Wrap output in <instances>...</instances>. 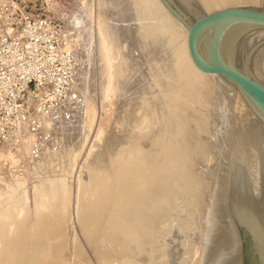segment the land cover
I'll return each mask as SVG.
<instances>
[{"label": "bare ground", "instance_id": "6f19581e", "mask_svg": "<svg viewBox=\"0 0 264 264\" xmlns=\"http://www.w3.org/2000/svg\"><path fill=\"white\" fill-rule=\"evenodd\" d=\"M221 1L222 0H213V1L212 0H200V2L202 3L201 5L203 6V9H205L207 14L227 9V8H224L227 4H231V2H236V0H231V1L223 0L222 2ZM79 2L80 1H78V3ZM96 2H97L95 3L96 5H93L92 4L93 2L91 3V0H81L83 8L79 10L82 12L78 11V6H77V11L80 12L79 14L83 12L84 13L81 16L79 15L78 16L76 15V16L82 19L81 17H84L85 15L83 20H86L84 23L87 24V27L84 28L85 30L83 29L82 31H78L82 29V28L79 29V27H81L80 25L82 24L83 21L81 20L82 21L81 22L79 18L77 21L75 17V20L78 22L79 27L76 26L74 27V29L75 30L78 29L77 30L78 32L75 31L77 32V33L74 32L75 34L72 32L71 33L72 35L70 37L76 40V42H78L80 41L82 34L84 33L83 37L88 38L87 33L89 30H91L90 25L93 24L94 27L92 26V29L94 28L93 30H94L96 39L98 40L97 41L98 43H96L95 41V44L98 45L97 46L98 49L96 45H95L96 47L95 49L98 50L97 52H99L97 53L99 54L98 59L100 58L98 60L99 61L98 64L101 63V66L98 65L100 67L98 68V70L102 68V70H99L101 71L100 72V76H101L100 101L102 102L101 104H104L103 106H105V103L106 105L107 103L111 105L115 104V107L117 105V109L114 112L116 113L118 112L117 113L118 116L115 117L116 116L115 115L114 117L116 120L113 117L112 119L114 120L112 122L109 121V116H108V119L107 117L106 118L104 117V119H107V120L100 121L99 125L97 126V131L93 139L94 141L91 142L93 143V145L90 146L91 148L90 150L88 149L89 152H87V157L85 160L87 162H85L86 164L84 163L85 166H83L84 164L82 165L83 169L82 168L80 169L79 167L80 172L83 173L84 171L86 176L83 173L84 175L82 177H84L83 179L84 181L82 180V178H81V181L83 182L78 181L79 191L77 192V197H76L78 201L77 202L78 203L77 204L78 205V210H77L78 217L77 218L79 220L78 222L80 223L79 225L81 226L80 228L83 232L81 234L84 235L85 240H87L88 242L87 245L93 246L92 248H94L95 251L97 249H100L101 245H105V243L108 240L107 238L109 236H112L111 242H110L111 246H113V244L117 242H123L121 244H124V246H125L126 241L127 243H134V245L136 246L135 248H137L138 253H139L137 255L141 259V262L140 261L136 262L135 256L137 255L135 254V252L137 251L135 249H132V250L130 249V253L129 251H127L128 249L127 250L126 249H119V250L104 249L102 251L103 255L101 256V258L99 257L101 261L105 260V257L108 254L110 255L112 253H118V254H115V256L119 255L117 257H121V259H119L120 264H135V263L137 264L145 263L146 264V262H148L147 257L149 256L145 255L147 260L146 258L141 257V255H144L142 251H145L144 246L147 245L146 242H148L149 244L150 242L151 244H153L154 242L156 245H158L156 241L158 239H161V240L165 239L166 235H163V234L172 233L171 231L173 230V228H175L173 227L175 226L174 220H172L174 225L173 226L170 225L173 227L172 229L168 228L170 226H167L169 224H172L171 222H169V224L168 222L164 223L160 227L161 222L164 221V219H166L168 214L170 213V212L166 213L164 211L172 207V205H173L172 208H174L172 210L178 211V208L180 206L175 209V207L179 205V203L177 204V202L182 201V198L187 192L184 191L180 195L179 193H172L171 189H175L179 187L178 189L181 190L185 188V185L188 182L186 179L187 177H185V174H184L185 164L188 161V157H187L188 152H190L191 150L192 151L194 150L195 152L196 148L199 147L197 144H201V142L205 140L202 138L203 140H201V142L197 141V143L194 140L193 141L194 144L198 146V147H194V144L192 145V142H189L190 140L193 139V137L192 138L189 137L190 140L188 142L191 143L192 147H189L190 149L187 147L189 150L186 148L187 145L185 144L187 142L185 143V140L187 139H185L186 132H184V130L186 128V124L190 122L189 120L188 122H186V120L190 116L189 117L187 116L189 113L187 115H185L184 113L187 111V105L185 101L189 104L194 102L195 99H190V96H194L195 94H197L196 91L200 92L201 89L198 88L197 86L199 87L205 86L207 85V83L209 82L211 83V81H213L216 86V82L223 81V80L219 78L218 76L207 75L197 69V67L195 66V64L193 63L191 59L190 51L188 48V36H189L188 27L181 24V22H179L166 9V7L162 4L160 0H96ZM110 5H111V8L114 9L113 12L116 11L117 13H119L117 15L114 12L118 18L121 17L120 15L124 14L126 18L129 19L126 13L127 14L129 13L130 15H132V17H130L132 18V22L129 21L131 23H129L128 27L126 28L127 22L126 23L123 22L125 25L123 24V26L120 27L121 29L120 28L119 29L120 31L125 29L126 31L125 30L122 31L125 33L128 31L127 33L129 35L127 36L129 37L130 36L132 37L133 35L137 36V37L134 36L135 39H133V42L135 43V45H136V42H139V44L134 46V48L136 47L135 51L138 52L139 50H141L140 49L141 46H143L142 47L143 52L145 50V53H143L144 54L143 60L147 59L148 61L149 57H151L152 59L153 56L157 57L160 54L162 56V58H160V56L157 57V60L162 59L161 64L160 62L157 63V61H154L156 60L155 59L156 57H155L154 60L152 61L156 62L155 64H159V65H154L152 68L149 69V67L147 68L144 66L145 63L143 61L144 65L142 64L143 65L142 66L140 64L139 65L140 67L137 70V72L141 70L139 71V74H138L140 75V77H141L140 72H142V69L143 70L147 69V72H149V74L147 75V72H146V75L150 77L149 79H151L154 75H157V77L159 76L157 80L155 79L157 77H153V79L150 80L152 82V83L150 82L151 85L148 84L149 85L148 92H150V88H153L151 89L153 90L151 91L153 93L155 92L154 90H156L155 92L156 94L152 93L153 96L154 95L156 96V97H153L154 100L153 98H151L152 95L150 96V98L147 97V95H145L146 98L144 97L141 99V97H143L142 96L143 94H141L143 93L141 92L142 91L141 89L139 90V93H140L139 96L136 93L137 91L136 88L138 89L142 88V86L144 87L146 86L145 84H147L145 83L144 85H142L143 84L142 82L145 81V79L141 81L142 79H140L139 76L138 78L140 80L136 79L137 78L136 73H135L136 76L134 75L136 78H133L134 76H132L135 69H137L136 65L139 64L137 63L138 60L141 59L140 57L143 56V54H141L142 50L140 51V53L138 52L139 54H137L139 59L137 60L135 59L136 64L132 62H128L130 60H128L129 57L127 56L131 54V53H128L130 52V50L129 48H128V52H125L123 50L126 48V41L128 45V42H131L132 40L130 39L131 37L129 39L128 37L125 38L124 36L126 35L124 33V35L121 34V40H123L122 36L123 38H125L124 40L126 39L127 40L125 42L119 41L120 34L117 35L118 32H116L117 30H119L117 28L119 26H116V25L117 24L119 25L118 21L121 22L120 20L116 21V25H114V28L116 26L117 30H115L114 28L113 30H111V28L106 24V22L108 21L106 20L105 14H107L106 11H109L108 7ZM95 6L97 7L96 8L97 12L96 10L94 11ZM115 6L118 7V9L114 8ZM235 6L237 5L233 4V6L231 7H235ZM108 14H107V17L110 15ZM124 15L122 17H124ZM73 16L75 15H72V17ZM72 17H71V21H72ZM110 17L112 16L110 15ZM113 17H116V16H113ZM110 19H109V22H110ZM72 23L74 22L72 21ZM84 23L82 24V27L85 26ZM112 23L115 24V22H112ZM74 24H76V22ZM124 26L125 28L122 29ZM85 31H87V33H85ZM234 31L237 34H240V32L242 31V27L235 26ZM122 32H119V33H122ZM92 38H95V37H92ZM117 38H119L118 41L120 42V44L119 42H117ZM136 38L138 41L136 40ZM87 40L88 39H86V42H88ZM83 41L85 42V39L82 40L80 43L78 42L77 45L78 46L79 44L81 45ZM122 42L125 43L124 49H123L124 44L121 45ZM250 42L251 40L249 41V39H247L245 44H243L246 50L249 48L247 44L250 45ZM173 44H175V47L179 51V57L175 60L172 67H170L168 64V57L173 52V49H174ZM139 45H140V48H138L139 49L138 50L137 46ZM132 46H133V43H132ZM149 48H154L153 50L155 51V53L158 52L159 54L156 53V55H154L155 53L150 49V51L153 52L154 54L152 56H149L150 55V51L148 50ZM147 50L149 51L148 58L146 54ZM132 51L133 50H131V52ZM123 52L125 54L127 53L128 55L123 56L124 54ZM202 53L206 61L211 62L213 60V54H212V51L210 50V44L208 42L203 44ZM133 54H134V51H133ZM230 54L232 56L234 55L233 53H230ZM235 55L237 54L235 53ZM125 56L127 60L125 59ZM130 56L134 60V56L132 54ZM152 61L150 60L149 62H147L149 66L151 65ZM241 61H242V66L240 68H242L243 71L249 73L251 69L254 68V65L252 66V63L250 65L248 59L241 60ZM140 63H142V61H140ZM134 64L136 68L132 67V65ZM148 64H146V66H148ZM165 64H167V66L171 68L169 71L166 70L168 73L166 71H163L165 70L164 69ZM141 66L143 68H141ZM132 68H134V71H132ZM263 68H264V64H263ZM166 73L169 74V76L165 75ZM144 75H145V72H144ZM145 76H142V78L143 77L145 78ZM147 76L146 78L148 79ZM130 77L133 79L131 80L132 83L138 82L137 80L141 81L139 83L140 87L136 83H134L135 86L133 87L135 89V94H133L132 92L133 87L132 85H130L131 84ZM164 77L165 78L167 77L166 80H164ZM128 82L129 84H127ZM146 82L149 83V80L148 81L146 80ZM153 82L156 84L154 85ZM223 82L229 85L228 86L226 84L227 90L226 89L224 90L230 93L231 90H229L228 88H233V85L229 84L225 80ZM126 86L132 87L130 88L131 89L130 92L132 95L129 94L128 95L129 97L126 95L128 100L126 99V97H124L125 92L128 91L129 89V87H127L128 89L125 91ZM156 86L158 88V91H157ZM213 87H212V90H213ZM144 88L147 91L148 86ZM214 91H218V90H214ZM213 93L217 95V92H213ZM126 94L128 93L126 92ZM122 96L125 99L121 98ZM130 96L136 97L137 100H138V97H140V101L137 102L135 98L133 100H136V103L131 104L132 102L129 101V98L131 99L132 97ZM218 96H217V99H218ZM214 97L215 96L213 95V98ZM231 98L233 97L231 96ZM200 99L202 100L203 98H200ZM223 100H226V98ZM230 100L231 99L229 98V101ZM238 100L240 103V99ZM214 101L215 100H213V102ZM233 102L234 104L236 102L238 104V101H233ZM248 102L250 103L251 109L254 111V114L264 119V112L257 105H255L254 102H252L251 100H248ZM151 103H153V105H151ZM199 103L200 102H198V104ZM203 103H202V106H204ZM214 103H216V101ZM231 103H230V106L233 105V103L232 104ZM194 104L197 105V103H194ZM191 105L193 106V104ZM219 106H222V103L219 104ZM230 106L229 108L231 109L232 106L231 107ZM199 107L200 105L197 106V109ZM206 107L204 106L205 109ZM227 107H225V109H227ZM85 108H86L85 109L86 118H84V120L86 119L85 121L86 124H85V130H84L85 132L83 133L84 134L83 139L81 140L80 139L81 137L80 138L78 137V136H81L80 134L78 135V133L80 132L76 133L79 127L77 129L75 125L74 127L76 130L74 128H72L73 130L69 128L71 132L75 130V133H74L76 134L75 136H77L80 139V141H82V144H81V142L77 139L80 142L79 144H81L80 146L77 145L78 143L74 145L75 141L72 142L70 140L72 144L70 143L68 147L67 145L63 144L62 141L59 142V140L57 139L58 144L56 145L57 147L55 146L57 149L60 148V146L58 147V145H60L59 143L61 142L65 146L61 145V149L56 150V152L51 151V150H55L56 148L49 149V152H48V149L46 150V148L49 146V144L51 146V144L54 145L57 142L54 139H51L55 141L54 144L52 141H51L52 143L49 142L50 141L49 139H48L49 144L43 142L42 139H41L42 142L41 141H39L40 143L38 142L40 144L39 147H41V151H42V153L38 155L40 157V155L43 154L44 158L42 155V157L40 158L43 160H39L40 159L39 158V159H35L38 161H34V162L36 163V162L42 161V163L46 164L45 168L48 165V169L51 172H53V170H55L56 172L59 171L60 173L59 172L58 173L60 175L59 174L57 175L56 172L54 171L55 174H50V173L46 174L49 179L48 178L44 179L42 177L45 175V173H47V171H45L43 175V171L45 169L44 170L42 169L41 178L43 180L35 178L37 181L32 182V185L27 186L28 184L26 182L27 178L24 179V178L12 176L13 173H11V176H10L9 173H7V171L9 172L8 170L9 167H12L13 165L16 167L17 163L21 164L19 161L21 160L19 159L20 155H22L23 153H25L26 156H27V153L30 154L31 143H33L32 141H34L35 139L34 134L33 135L31 134L28 137L22 138L15 145L14 144L5 145L6 148L8 149L7 151H3V149L0 150V264H70V262L68 263L67 261L64 262L62 260V258L64 259V256L66 255H64L63 257H61L62 255L61 256L58 255V252L60 253L61 252L60 249H62L61 244L58 241L60 240L59 238L61 237L63 233V229L68 223L67 220L69 218L67 211L69 209L70 202H71L70 192L72 188L69 182H70L72 173L74 169L76 168L79 158L82 154L83 146L85 143H88L87 140H89L88 138H90L89 133L93 130V128H95L94 125L95 123L97 125L96 121H98L96 112L93 110L91 111L88 110V107H85ZM111 108L113 107L111 106ZM201 108L198 109L200 110L199 112L200 114H198V116L203 115L201 114L203 113L201 112ZM236 108L237 107H235L234 109ZM208 110L210 111V109ZM218 112H221V109ZM230 112H231L230 114L232 115V111ZM207 113H211V112L207 111ZM182 114L185 116H181ZM195 114L196 113H194V115L192 116H197V114L196 115ZM212 114L214 115V113ZM60 115L62 114L60 113ZM71 115H74V114H71ZM231 115L230 116L228 115L230 119L232 117ZM57 116L55 118H57ZM63 116L64 114L61 117ZM183 117H185L184 118L185 124L181 123L183 121L180 120V118L182 119ZM200 117L201 116H199L198 118ZM51 118L52 119L45 120L46 124L44 128H45V131L48 133H51L50 135L52 136V132H54V129L52 132L50 131L53 128L52 125H55L53 124V119L55 120V118L54 117H51ZM195 118L192 117L191 121L192 119H195ZM57 119H59V117ZM228 119L227 121H229ZM179 120L181 122H179ZM62 121L63 122L65 121L64 117ZM62 121L60 120V123ZM79 121L81 124L85 123L84 121L83 122H81V120ZM194 122L196 121L194 120ZM198 122L201 123L200 120L197 121L196 123ZM110 123L111 125L112 124L115 125V128L113 125H112L113 127L109 125ZM175 123H178L179 125L182 124L183 126L185 125V128L181 126L179 128L178 127L175 128V126L172 125ZM190 123L188 124L190 125ZM227 123L229 122H225V125H223V128H221V134L224 135L222 138L223 141L219 139V142H218L216 138H215L216 140L214 141H216L217 143L212 141V143L215 144L216 153L221 155L222 159L224 158V160H226L227 163L225 166H223V164L221 166H218L216 170L209 167V171L213 169L212 178L214 181L213 180L211 181L214 182V185L212 182L208 183L210 179L209 177L207 178V176L205 175V171L203 175L205 176L204 178L208 179V180L204 179L205 180L204 184L208 185V187L210 186L212 187V185L214 187H213V192H210V193H213L209 199L210 201L206 203L205 201H203L205 205L204 207L206 208V205L208 206L206 208V213L204 212L205 215H203V211L202 213H200L202 217L205 216V220H204L205 222H203L204 223L203 224L200 221V217H199V221L202 224L199 225L198 224L199 221L196 223L198 224V227L203 225L198 229L199 231L202 228L201 235H199L200 232L197 231L198 236L200 237L198 238V236L195 235L196 233L193 232L194 229L195 231L197 230L198 228L197 226H194L195 228L192 227L193 230L188 229L189 232L192 230L191 231L192 234L190 233L192 237L196 236L198 238L197 240L194 238V240L196 241L189 238L190 234L185 233L187 231L184 230L185 231L184 235H186V237L187 235H189L188 240L189 239L190 241L193 240L196 244L192 242L194 243V245L192 246L191 245L192 243H190V241H187V239L186 241L188 242V246L191 245V247L185 246L186 243L185 245L183 244L185 239L182 240V243H180L181 246L174 247L175 245L173 246V244L172 245L170 244L171 245L170 246L168 244L171 247V249H164L166 247H164L163 245H167V244H162L163 246L162 250L164 251L166 250L165 253L167 254L166 256L168 257H166L163 251L161 250L160 251L157 250L160 253L158 255V252H157L156 254L158 256L154 257L155 255H153V253L155 254L156 247L158 246L153 244V247H149V244H148V247L146 246L145 247L148 249L149 248L153 249L152 251L150 250L148 251L149 252L154 251L152 253V256L154 258H152L151 256L152 260L149 262L150 264H154V262L157 261L155 258L164 259V257H166L167 260L168 258H170V260L166 262L168 263L170 261L169 264H243L242 263V250L240 246V240L237 234L236 224H241L242 226H245L249 230V232L252 234L254 242H255V246H256V251L260 258L259 264H264V139H262V137L260 136L258 140L255 139V142L250 143L251 145L249 144L248 146H246L245 143H242L241 140L237 139L235 136L232 135L233 130L230 129L231 124H227ZM81 124H78V126ZM189 125H187V130H188ZM195 125H199V124H195ZM195 125L193 124L194 127ZM207 125L209 126V124ZM207 125L206 126L204 125V126L207 127ZM171 126H174V128ZM54 127L56 128L57 126H54ZM111 127L112 129L114 128L116 130L114 129L112 130ZM216 129H217V126H216ZM61 130L59 131L61 132ZM69 131L67 130L65 132H69ZM114 131L117 134H115ZM56 132L58 131L55 130V133ZM60 132L56 134L54 133V135H57L60 138L59 134H62ZM62 132L63 134L61 137L65 140L66 138L68 140L69 138H71V136L74 135L73 133H72L73 135H71L70 134L71 132L69 133V135L68 133L66 135L64 130ZM64 135H66V138L63 137ZM73 137L71 139L75 140L76 137L74 138ZM37 138H38V135L35 139L36 141H38ZM197 139H200V138L197 137ZM67 140L64 141V143H66ZM145 142L150 143V146L149 144L146 145V147L147 146L149 147V151L148 149L147 150L145 149L146 148L144 146ZM189 143L187 144L189 145ZM249 146L250 148L247 149L246 147H249ZM12 147H14L13 149L15 150V153H12V150H11ZM183 147H185L187 151L186 150L182 151L181 149H183ZM161 148H162L163 154H161L160 152ZM45 150L47 152H45ZM215 150H213L212 152L214 153ZM34 153L31 154L32 157ZM35 158H38V157L36 156ZM27 159H29V156ZM29 162H23V163H29ZM35 163H31L32 165H28V164L27 165L29 167V166H33V164ZM42 163H40L42 165L41 167H43ZM96 163H98V165H100L101 163L102 166H100V169H97V170L94 169L95 168L94 165H96V168L98 166ZM34 166H37V168L35 167H34L35 169L32 168L31 172L33 171V169H34L33 172H35V174L37 172L35 171L36 169L37 170L40 169L39 172L41 171V167H39L40 166L39 163H36ZM215 166L213 165L214 168ZM204 167H207V166L205 165ZM207 170H208V167H207ZM82 173H80V175ZM201 173L203 174V172ZM32 174H29V175H32ZM40 175H41V172H40ZM52 175H53V178L50 179ZM54 175H57V177ZM32 177H37V176H32ZM38 178H39V175H38ZM200 178L201 179L203 178L201 174H200ZM202 181L200 179L198 180L197 188L195 187L196 189H200L201 187L200 184H203L201 183ZM30 184H31V179H30ZM201 188L204 189V187H201ZM200 190L202 191V189ZM208 191L210 190H207V192ZM155 194L156 195L158 194V197ZM193 194L196 195L194 192ZM198 194L196 196L193 195V197H195L196 199V197L198 198L199 196L200 198L201 197L200 195L202 194L201 193L200 195ZM153 195L156 198H152ZM182 195L183 197L178 199V197L179 196L181 197ZM187 198L189 200L190 198L189 194H188V197L186 196V199ZM152 199H154V201ZM203 199L206 200L207 198H205L204 196V198L202 197V200ZM202 200L200 202H202ZM174 202L176 203V206L175 204H173ZM182 202H180V204H182ZM204 207L203 209L205 210ZM169 210L171 211V208ZM161 211H163L162 212L163 215L164 213H166L165 214L166 216H162V215H161L162 217L156 216ZM171 212L173 213V211ZM172 213L171 215H173L175 219L176 217L178 218V212H175L177 213L176 214L177 216L176 215L174 216L175 213L174 214ZM182 215H183V212H182ZM156 217H160V218H157V219H160L158 227L160 228L159 232L162 233V236H165L164 238L161 236L158 237V239H155V237L153 238V236H155V233H157L158 231V229L157 230L155 229L156 232L153 233L154 228H157L155 226L158 225V220L155 219ZM163 217H166V218L163 219ZM168 219H171V218H168ZM154 220L157 221L155 226L153 225L155 224ZM185 221H188V220H185ZM178 223H176L177 224L176 226H180L182 229L184 228V226L185 227L187 226V225L183 226L184 223L183 224L179 223L181 225H178ZM152 225L154 226L153 229H152L153 227ZM166 228H168V230L170 229L171 231L169 230V232L166 231V233H164L165 232L164 229ZM181 231L183 232V230ZM149 234L151 236H148V238L149 239L153 238L156 241L155 240L153 241V239L148 240L146 237ZM176 235L178 234H175V236ZM184 235L182 237H184ZM32 236H34L35 238H33V240L31 241L29 238H31ZM123 237L125 239H123ZM170 240H172V238H170ZM174 241H175L174 243H176L177 240L175 239ZM160 246L161 245L159 244V247ZM121 247H123V245ZM77 249H79V247ZM77 249L75 252H77ZM79 250L78 252H80ZM133 250L135 252L131 254ZM146 251L144 252L145 254H146ZM78 252L76 255L80 254ZM161 253H163L164 255L163 257L162 255L160 256ZM111 256H114V255H111ZM142 258L145 259L146 262L143 263ZM133 259H135L134 260L135 263ZM64 260H67V259L65 258ZM103 262L104 261L100 263H103ZM159 263L165 264V262H162L161 260L159 261Z\"/></svg>", "mask_w": 264, "mask_h": 264}, {"label": "rangeland", "instance_id": "374dc122", "mask_svg": "<svg viewBox=\"0 0 264 264\" xmlns=\"http://www.w3.org/2000/svg\"><path fill=\"white\" fill-rule=\"evenodd\" d=\"M78 1H80V2L78 3ZM178 1L181 2V4H183L186 8H188V10L191 11L192 14L195 13L194 8L191 7V5H190V4H192V2H190V0H178ZM195 1L199 4L200 8L204 12L205 9H203V6L201 5L202 3L200 2V0H195ZM224 1H228V0H224ZM255 1L256 0H236V2H231V4H227L224 8H231V6H233V4H235V5H237L235 7H245V8L247 7V8H255V9H259V10H264V0H257L256 2ZM97 2H96V0H94V1L91 0V3L93 5H96L95 3H97ZM77 6H78V11H80L79 9L83 8L81 0H58V2H57V0H0V20L3 21V23H0V37L3 36L2 32L4 31V28L6 27V25H4V23L5 24L8 23L9 25L12 26V29L10 31H8L9 34L5 35V37L3 39L0 38V150L3 149V151H7L8 149L6 148L5 145H10V144L11 145H13V144L15 145L22 138L28 137L31 134L32 135L34 134L35 139H36V137L38 135V138H37L38 141H36L34 139V141H32L33 143H31L30 154L27 153V156H26L25 153H23L22 155L19 154L20 155L19 159H21L19 161H20L21 164L17 163L18 165L16 164V167L14 165H13L14 167L13 166L9 167L8 168L9 172L6 170L7 173H9L10 176H11V173H13L12 176H16V177L24 178V179L27 178V181H26L28 183L27 186L28 185L30 186V185H32V182L37 181L35 178H37V179H42V178L47 179L48 177H47L46 174H48V173L55 174V172H56L55 170H53V172L55 171L54 173L51 172L48 169V165L45 168L46 164L42 163V161L41 162H36V163H39V165H40L39 167L42 166L40 163L43 164V167H41V171H40L41 175H40V172H39V170H40L39 168H38L39 170H37V169L35 170V171H37L36 174H35V172H33L34 169L37 168V166H38V165L34 166L36 164L34 161H38V160H35V159H39L43 155V154L40 155V157L38 155V154L42 153L41 147H39L40 146V144H39L40 142L39 141L42 142V140H43V142L48 143V141L50 140L49 142L52 141L53 144H54L55 141L57 142L54 145L51 144V146L48 143L49 146H50L49 147L47 145L49 147V148L48 147L46 148V150L48 149V152H49V149H55L57 147L56 146L58 144L57 139L59 140V142L62 141L63 144H65L67 146L70 143L72 144L73 141H75L74 145H76L78 143L77 145L80 146L82 144V141H80V139L81 140L83 139V137H84L83 133L85 132L84 131L85 130V124H86V122H85L86 119L84 120V118H86V116H85L86 115L85 114V109L86 108L85 107H88V110H90V111L91 110L95 111L96 114H97V118H98L97 119L98 121H96L97 125L95 123V125H94L95 128H93V130L91 131L92 133L91 132L89 133V137L90 138H88L89 140H87L88 143H85L84 146H83L82 154H81V156L79 158V161L77 163L76 168L74 169V171L72 173V176H71V179H70V182H69L70 186L72 188H71V192H70L71 202H70V206H69V209L67 211L68 212L67 214H68V217L71 218V219L68 218V220H67L68 223L66 224L65 228L63 229V233H62L61 237L59 238L60 240L58 242H60L62 249H60V251H61L60 253L61 254L58 252V255H60V256L62 255L61 257L66 255V256H64V259L66 258L67 260H64L63 258H62V260L64 262L65 261H67L68 263L70 262V264H84V263L85 264H108L109 262H110L109 264H120L119 263V259H121V257H117L119 255L115 256V254H118V253H112L110 255L109 254L106 255L105 260H102L104 262L100 263V262H102L100 260L101 256L103 255L102 251L104 249H117V250H119V249H126L127 250L128 249L127 251H129V253H130V249L131 250L135 249L137 252H135L133 250L131 252V254H133L135 252V254L137 255L139 253H138L137 248H135L136 246L134 245V243H127V241H126L125 242V246H124V244H121L123 242H117V243L113 244V246H111L110 242H111V237L112 236H109L107 238L108 240L105 243V245H101V248L97 249L95 251V249L92 248L93 246L87 245L88 242H87V240H85L84 235L81 234L83 232H82V230L80 228L81 226L79 225L80 223L78 222L79 220L77 218L78 217L77 216L78 215L77 214V210H78V205H77L78 203L77 202L78 201H77L76 197H77V192L79 191L78 190L79 189V182L78 181H81V178L83 180L84 177H82V176L85 174L84 171H83L84 174L82 172H80V169L81 168L83 169V166H85V164H86L85 162H87V161H85L86 157H87V152H89V150L91 148L90 146L93 145V143H91V142L94 141L93 139H94V136H95L96 131H97V126L99 125L100 121L107 120L108 116H109V121H111V122L115 119V117L118 116V114H117L118 112L117 113L114 112L117 109V105L115 107V104L111 105V104L107 103V105H106V103H105V106H103L104 104H101L102 102L100 101V83H101L100 72L101 71H99V70H102V68L98 70V68H100L99 66H101V63L98 64L99 63L98 60L100 58L98 59L99 54H97V53H99V52H97L98 50L95 49L98 46L97 44H95V41H96V43H98L97 42L98 40L96 39L94 30H93L94 28L92 29L93 24L90 25V27H91L90 29L92 30L93 33L91 32V30H89L88 33H87V31H85V33H87L88 38L83 37V35H84V33H83L80 41H78L80 43L82 40L85 39V42L83 41L81 45L79 44V46H81V47H79L77 45L78 42H76V40H74L73 38L70 37L72 35L71 34L72 32L74 33L75 31L78 30V29H76V30L74 29V27L78 26V22H77L78 18H79L80 21L81 20L83 21V22L81 21L82 24L86 21V20H83L85 15H84V17H81L82 19H80V17H77L78 15L81 16L84 13L83 12V13L79 14L82 11L78 12L77 11ZM96 8L97 7L95 6L94 7V11L96 10V12H97ZM114 8L118 9V7H116V6ZM108 10L110 11V13H109V11H106L107 14L109 13L112 17H110L109 14H108L109 16L107 17V14H105L106 20L108 21V22H106V24L111 28V30H113L114 25H116V21H118V20L121 21V22L118 21L119 25L118 24L116 25V26H119V27H117L118 29L123 26V24H124L123 22H125V23L127 22L128 23V24L126 23V28L128 27L129 23L132 22V18H130V17H132V15H130L129 13L128 14L126 13V15H128V17H129V19L126 18V16L124 14L120 15L121 17H119L120 18L119 19L117 17V15L119 13L114 11L117 14L116 15L113 12L114 9L111 8V5L108 7ZM117 11H119V10H117ZM75 13H77V14H75ZM204 13H206V11ZM72 15H75V16H73L74 18L72 17ZM123 15H124V17H122ZM195 15H197V13H195ZM113 16H116V17H113ZM197 16H199V15H197ZM71 17H72V21L74 23L76 22L77 25L72 23ZM75 17H76L77 21L75 20ZM108 18L109 19L111 18L110 22H109ZM115 18L116 19L118 18V19L116 20ZM111 21L115 22V24H113ZM129 21H131V22H129ZM80 23H79V25H80ZM111 23H112V25H111ZM70 24H71V26H70ZM82 24L80 25L81 27L78 26L79 29L82 28L81 30H78V31H82L85 27H87V24L84 23V25H85V26L83 25L84 27H82ZM72 26H73V28H72ZM116 26L114 28L115 30H117ZM124 28H125V26L122 29H124ZM73 29H74V31H73ZM120 29L116 31V32H118L117 35L120 34V37L118 36L120 39L117 38V42H119V41H124L125 42L127 39L126 40H124V39L126 37H128V39H129L131 36L130 37L127 36V35H129L127 33L128 31L126 32L127 34L125 32H122L125 29L121 30V31H120ZM77 32H75V33H77ZM119 32H122V33H119ZM124 33H125L126 36H124L125 38H123V36H122L123 40H121V34L124 35ZM91 34H92V36H91ZM134 36L137 37L136 35H133L130 38L132 40V41L131 40L130 41L133 43V46H132L131 42H128V45L131 44V45L128 46L127 45V41H126V48H127V50H126L125 43L122 42L121 45L124 44L123 45V49L124 48L125 49L123 51H125V52H128V48H129L130 52H128V53H131L134 56V60L130 56L131 54L128 55L127 53L125 54L123 52L124 53L123 56L124 55H126V56L128 55L127 56V57H129L128 60H130L128 62H132V63L136 64V60L139 59L137 54L140 53V51L143 49L142 48L143 46H141V48H140V45L137 46V49L138 48L141 49V50L138 49L139 53L135 51L136 47L134 48V46L139 44V42H136V45H135V43L133 42V39H135ZM92 37H95V38H92ZM86 39H88L87 40L88 42H86ZM118 39H119V41H118ZM248 39H249V41L251 40L250 46L256 47V49H257L256 52L254 53V56H253L252 66L254 65V68H252V70H253L252 72L259 80H261L264 83V68H263V64H264V48H263L264 47V30L260 29V30H256V31L252 32L249 35ZM136 40H137V38H136ZM245 42H244V44H245ZM119 44H120V42H119ZM95 45H96V47H95ZM76 47L77 48L79 47L78 48L79 50ZM173 47H174L173 52L168 57V64H169L170 67H172V65L174 64L175 60L179 57V51L175 47V44H173ZM97 49H98V47H97ZM150 49L155 53V51L153 50L154 48H149L148 50L150 51ZM131 50L134 51V54H133V51L131 52ZM148 50H147V53H146L147 54V58L154 54L153 52L150 51V55H149V51ZM141 52H142L141 54H143V53H145V50H144V52H143V50ZM135 53H136V55H135ZM156 53H158V52H156ZM156 53L154 55H156ZM126 56H125V59H126ZM159 56H160V58H162L161 54ZM159 56H157V57H159ZM155 57L153 56L152 59H151V57H149L148 61H147V59L143 60V58H144V54H143V56L140 57L142 60L139 59L140 61H142V63H140L139 60L137 62L139 64L136 65L137 66V69H135L136 72L134 71V68H132V71H134L132 76H134V75L136 76V74H137V78L135 76L133 78H136V79L140 78V79H142L141 81H143V79H145V81L142 82L143 84L142 83L141 84L144 85L145 83H147L145 85L148 86L147 91L144 88L146 86L143 87L141 85L142 88H139V89L136 88L137 89L136 93L138 94V96L140 95V93H139L140 89L142 90L141 92H143V93H141V94H143L142 95L143 97H141V99L144 98V97L146 98L145 95H147V97L150 98V96L153 93V92H151V91H153V90H151L153 88H150V92H148L149 85H151L150 84V82H151L150 80L153 79V77H157V75H154L151 79H149L150 77L147 76L149 74V72H147V69L144 68L145 70L142 69V72H140V74H141V77H140V75H138V74H139V71H141V70H139L138 72H137V70L140 67L139 66L140 64L144 65V63H145L144 66L147 67V68L149 67V69L152 68L154 65H159V64H155L156 62H154V61H157V63L160 62V64H161V60L162 59L161 60H157V57L156 58ZM154 58L156 60H154ZM145 60H146V62H145ZM150 60L151 61L154 60V61H152L153 64L151 63L152 66L151 65L149 66V64L147 63ZM133 61H135V62H133ZM143 61H144V63H143ZM135 64L132 65V67L136 68ZM146 64H148V66H146ZM142 66H141V68H143ZM170 67H168L167 64H165V66H164L165 70H163V71H166V70L169 71L171 69ZM144 72H145V75H146V72H147L146 76L148 77V79L144 75ZM167 73L165 75L169 76L170 72H169V74H167ZM138 76H139V78H138ZM142 76H145V78L144 77L142 78ZM158 77L155 78V79L157 80ZM166 78L164 77V80H166ZM131 80H133V79L132 78L130 79V83H131L130 85H132V87L135 86L134 83H136L140 87L139 83L141 81L137 80L138 82H134V81H136V80H134L133 81L134 83H132ZM146 80L147 81L149 80V83L146 82ZM211 83L209 82V83H207V85L202 86V87L197 86L198 88L201 89L200 92L196 91L197 94H195L194 96H190V99H195L194 102L191 103V104H193V106L185 101V103L187 105V111L184 112L185 115H187L189 113L187 115L188 117L190 116L191 118L192 117L195 118V117L198 116V114H200L199 113L200 110H198V109L202 107L201 108V112H203V113H201V114H203V115H199V116H201L200 117L201 119L198 118L199 116L197 117L198 119L195 118V119H192V121H191L190 117L188 119L186 118L187 119V120L185 119L186 122H188V120L191 122V123L188 122V123H190V125L188 123L186 124V128H185V125L184 126L182 124L179 125L180 124L179 122H181L180 120L183 121L181 123L185 124L184 123L185 122L184 121L185 117H183L182 119L180 118V120L178 122L179 124L178 123H175L177 125L172 124V125L175 126V128L176 127L179 128L180 126L185 128V130H186V131L184 130V132H186L185 133V137H186L185 139H187V140H185V143L186 142L187 143L192 142V145H193L194 144V142H193L194 140L196 141V143H197V141L201 142V140H203V139H205V140H203L201 142V144H197L199 147L194 144V147H198V148H196L195 152H194V150L193 151L191 150L190 152H188V156H187L188 157V161L185 164V171H184L185 177H187L186 179H187L188 182L186 183L185 188H183L181 190L178 189L179 187L175 188V189H171L172 193H179L180 195H181L182 192L185 191V192H187L189 194V197H190L189 200H188V198L186 199V196L188 197L187 193L184 195V197H183V195L181 197L180 196L178 197V199L183 197L186 200H188V201H186L185 199L182 198V201L185 200L186 203H185V201L182 202V201L179 200L180 202H182V204H180V202H177V204L179 203L178 206H176L175 202L173 203L176 206V207L174 206L175 209L180 206L179 207L180 209L178 208V211L172 210V209H174V208H172L173 205H172V207H170L171 211H173V213L169 210L170 208L167 209L166 211H164L166 213L170 212L168 214V216L170 215L172 217H170V216L169 217L167 216V218L163 217V219L164 218H166V219H164V221L161 222L160 227H161L162 224L167 223V222H168V224H169V222L172 223V224H169L167 226H170V225L173 226L174 224H173L172 220H174L175 226H173V227H175V228H173L172 226L168 227L170 229L173 228L172 231L169 229L172 233L163 234V235H166V237L162 236V233L159 232L160 228L158 227L160 219H157V218H160V217H156L155 218L156 220H158V225L155 226L157 221L154 220L155 222L154 221L153 222L155 224H153V225L155 227H157V228H154V226L152 225L153 226L152 229L153 228H154V230L158 229L157 233H159V234L155 233V236H153V235L152 236H153V238L155 237V239H158V237H160V236L163 237V238L165 237V239H162V240L158 239L156 241L155 239L150 237V238L153 239V241L154 240L156 241V243L158 245H156L153 241L152 242H153V244H155L158 247H156L154 245L156 247V251H155V254H154L153 253L154 251L153 252H149L148 251V250L152 251L153 250L152 248H149V249L146 248V247H148V244H149L148 242H146L147 243V245H145L146 247L143 245L144 248H145V251L146 250L147 251H146V254L144 253L145 251H142L144 255H141V257L146 258L145 255L150 257V258L147 257L148 258V262H146L147 258H146V260L142 258L143 259V263L146 262V264L147 263L150 264L149 262L152 260L151 259L152 253H153V255H155L154 257L159 255L160 252H158L157 250L163 251V253L166 256L167 255L165 253L166 250L165 251L162 250L163 246L166 247L164 249H171L170 246L172 244H173V246L175 245L174 247L181 246L180 243H182V240L185 239L183 244L185 245V243H186L185 246H187V247L190 246L191 247V245L192 246L194 245V243H195L194 241H196L200 237V236H198L197 231L203 225L198 227V224L200 225L203 222H205L204 221L205 220V216L202 217L200 213H202V211H203V215H205L204 212L206 213V208L208 207L207 205H206V208L204 207L205 205H204L203 201H205V203L209 202L210 201L209 199H210V197L213 194V193H210V192H213V187H214L213 186L214 185V182H213L214 180L212 178V171H213V169L216 170L218 168V166H221L222 164H223V166H225L226 163H227V161L224 160V158L222 159L221 155L216 153L215 144L212 143V141H214L216 139H217L218 142H219V139H221V141H223L222 138H223L224 135L221 134V128H223V125H225V122H229L227 124H231L230 129L233 130L232 135L235 136L237 139L241 140L242 143H245L246 146H248L252 142H255V139L258 140V138L260 136L262 137V139H264V126L259 121V119L252 113L251 109L247 105V103H246L244 97L242 96V94L235 88H228L229 90H231L230 93L228 91H226L227 90L226 89L227 88V86H226L227 83H224L223 81L216 82V86H215V83L213 81H211ZM127 84H129V82ZM155 84L156 83H154V85ZM213 86H215V87H213ZM222 86H223V88H222ZM127 87H129V86H126L125 91L128 89ZM132 87H129V89L132 88ZM212 87H213V90H212ZM156 88H157V86H156ZM214 88H216V89H214ZM129 89H128V91H126L128 94H126V92H125V96L124 97H126V95L128 96L129 94L132 95L131 92H130L131 89L130 90ZM224 89H226V90H224ZM214 90H218V91H214ZM221 90H222V92H221ZM154 91L156 92V90H154ZM157 91H158V88H157ZM132 92H133V94H135L134 87L132 89ZM213 92H217V95L215 93H213ZM222 93H223L224 96L225 95L226 96L224 97L222 95ZM213 95L215 96L214 98H213ZM217 96H218V99H217ZM228 96L231 99L230 101H229ZM231 96L234 99L231 98ZM124 97L122 96L121 98L125 99ZM130 97H132L131 99L129 98V101L132 102V103L131 102L130 103L131 104L136 103L137 98L134 97V96H130ZM153 97H156V96L152 95L151 98H153ZM221 97L223 99L226 98V100H223ZM135 98H136V100H133ZM200 98H203V99L201 100ZM219 98H220V100H219ZM126 99H127V97H126ZM199 99H200V101H199ZM238 99H240V103H239ZM153 100H154V98H153ZM213 100H215L216 103H214L215 101L213 102ZM232 100L233 101H238V104H237V102L234 104V102ZM138 101H140V97H138L137 102ZM203 101H204V103H203ZM198 102H200V103L198 104ZM231 102L234 105V107H233V105H231L233 108L230 106ZM194 103H197V105L194 104ZM202 103L204 104L205 107L208 106L209 108L206 107V109H205L204 106H202ZM221 103H222V106H219V104H221ZM110 105L113 108H111ZM151 105H153V103H151ZM199 105H200V107L197 109V106H199ZM213 105H215V106H213ZM229 106L231 107L232 110L229 108ZM219 107L221 109V112H218V111H220ZM225 107H227V109H225ZM235 107H237V108L234 109ZM74 109H76V110H74ZM208 109H210V111ZM206 110L208 112H211V113H207ZM109 111H110V113H109ZM230 111H232V115L230 114L231 113ZM60 113L62 115L64 114V116H63L64 120H65L64 122L62 121L63 117H61L62 115H60ZM112 113H113V115H112ZM191 113H193V114H191ZM194 113H196L197 116H192V115H194ZM212 113H214V115ZM227 113H228L229 116L230 115L232 116L231 119L227 115ZM57 114H58V116H57ZM71 114H74V115H71ZM208 114H210L211 116L208 115ZM185 115L182 114L181 116H185ZM56 116H57V118L59 117V119L55 118ZM227 116L229 117V119H228ZM51 117L55 118V120L53 119V124H55V125H52L53 128L50 131V132H52L53 129H54V132H52V136L50 135L51 133L46 132L45 128H44L45 124H46L45 120L52 119ZM104 117L105 118L107 117V119H104ZM113 117H114V119H112ZM211 117H213V118H211ZM60 118H62V119H60ZM56 119H57V121H56ZM213 119H214V121H213ZM227 119L229 121H227ZM60 120L62 121L61 123H60ZM79 120H81V122L84 121L85 123L81 124ZM194 120L196 122L200 120L201 123L200 122L196 123V122H194ZM78 121H79V123H78ZM65 122H67V123H65ZM62 123H64V124H62ZM78 124H81V125L78 126ZM193 124L194 125L195 124H199V125H195V127H194ZM207 124H209L210 127ZM60 125H62V126H60ZM109 125H111V123ZM187 125H189L188 126V130H187ZM204 125L205 126L207 125V127H205ZM54 126H57V127L55 128ZM74 126L77 127V129L79 127V129H78V131H76V133L80 132V133H78V135L79 134L81 135V136H78L79 138L81 137L80 139L77 136H75L76 134H74L75 130H76ZM113 126L115 128V125H113ZM174 126H171V127L174 128ZM216 126H217V129H216ZM232 126H233V128H232ZM61 127H63V128H61ZM112 127H111V129H112ZM69 128L71 130H73L72 128H74L75 130L73 132H71V130ZM58 129L59 130L62 129L61 132ZM55 130L58 131L56 133L60 132L62 134H63V132H62L63 130H64V132L67 131V130L68 131L70 130L69 132H65V134L67 135V133H68V135H69V133L71 132L70 134L71 135L74 134L73 136L76 137V138H75V140L71 139L73 137V136H71V138H69L67 140L66 135H64L63 137H65L66 140H67V142H66L67 144H66V143H64V141H66V140L61 137L62 134H59L60 138L57 135H54ZM114 130H116V129H114ZM93 131H94V133H93ZM114 133H115V131H114ZM115 134H117V133H115ZM115 134H114V136H115ZM214 134H215V136H214ZM218 134H219V136H218ZM53 136H55V137H53ZM189 137L190 138L193 137V139L190 140ZM197 137L200 138V139H197ZM44 139H45V141H44ZM51 139H54L55 141L51 140ZM77 139L81 142V144H79L80 142ZM62 142L59 143L60 145H58V147L60 146L59 149L56 148L55 150H51V151H53V152L55 151L56 152V150H60L61 149V145H63ZM214 142H216V141H214ZM187 143L185 144V145H187L186 148L187 147L188 148L192 147L191 143H189L190 146ZM144 144H145L144 145L145 147L148 144L150 146L149 142L148 143L145 142ZM65 145H63V146H65ZM63 146H62V148H63ZM36 147H37V149H36ZM147 147L145 149L146 150L148 149V151H149V147L148 148ZM13 148L14 147L11 148L12 153H15V150ZM246 148L248 149V148H250V146L246 147ZM187 149H185V147H183V149H181V150L182 151L183 150L187 151ZM208 149L211 150V151H209ZM46 150H45V152H47ZM213 150H215L214 153L212 152ZM31 152L32 153L35 152L33 154V157L36 154L35 157L37 156L38 158H35V157L33 158L32 155H31L32 154ZM160 152H161V154H163L162 148H161ZM197 152H199V153H197ZM24 154H25V156H24ZM28 156H29V159H27ZM43 158H44V155H43ZM28 160L30 162L32 161L31 163H35V164H33V166H29L28 167V165H32ZM39 160H43V159L40 158ZM200 161H201V163H200ZM23 162H29L30 164L29 163H23ZM216 163H218V164H216ZM96 164L98 165V163H96ZM102 164H103V162H102ZM212 164L214 166L215 165H217V166H215V168H214ZM26 165H27V167H26ZM79 165H81V166H79ZM205 165L208 167V170H207V167H204ZM94 166H95L94 169L97 170V169H100V166H102V165L100 163V165H98L99 167L97 166V168H96V165H94ZM79 167H80V169H79ZM209 167L213 168V169H211V171H209ZM32 168H34V169L31 172ZM28 169H30V170H28ZM42 169L43 170L45 169L43 171V175H44L45 171H47V173H45V175L41 178ZM29 171H30V173H29ZM204 171H205V175L207 176V178L209 177V179H210V181H208V183H211V182L213 183L212 187L210 186L211 188L208 187V185L204 184V181L207 179V178H204L205 176H203L204 175ZM58 172H56L57 175L60 173V172L59 173ZM201 172H203V174ZM32 173H34V174H32ZM37 173H39V174H37ZM80 173H82V174L80 175ZM29 174H32V175H29ZM200 174L203 177L202 179L200 178ZM38 175H39V178H38ZM57 175H54V176L57 177ZM32 176H37V177H32ZM85 176H86V174H85ZM51 178H53V175H52V177H50V179ZM30 179H31V184H30ZM32 179H33V181H32ZM199 179L201 181L203 180L201 183H203L204 185L200 184V183L199 184L201 185V187H204L205 190L203 188H201L200 186L199 187H200V189H202V191L204 190L203 192L206 191L205 193H203L200 189H196ZM211 180H213V181H211ZM83 181H81V182H83ZM206 186H207V188H206ZM207 190H210V191H208L209 193L207 192ZM196 191H197V193H196ZM193 192L196 195L198 193H199L198 195H200V193L201 194L203 193V194L200 195L201 196L200 198L198 196V198L196 197V199H195V197H193V195H194ZM158 194H160V193H158ZM158 194L157 195L155 194V195L158 197ZM196 195H194V196H196ZM203 195L205 196V198H207L206 199L207 201L205 199L202 200V197L204 198ZM207 195H208V197H207ZM152 198H156V197L153 195ZM152 200L154 201V199H152ZM196 200H198V201H196ZM201 200H202V202H200ZM75 202H76V204H75ZM183 206H184V208H183ZM203 207L205 208V210L203 209ZM184 209H186L187 211L184 210ZM162 212L163 211H161L160 213H162ZM175 212H178V218L176 217V219L173 217V215H171V213L174 214ZM182 212H183V215H182ZM160 213L158 215H156V216H161V215L162 216H166L165 215L166 213H164V215H163V213L162 214H160ZM176 214L177 213H175L174 216ZM183 217H185V218H183ZM199 217H200V221L202 223L199 221ZM168 218H171V219H168ZM69 220H71V221H69ZM169 220H171V221H169ZM185 220H188V221H185ZM189 220H190V222H189ZM178 222L182 223V224L184 223L183 226L184 225H187V226L186 227L184 226V228L182 229L180 226H176L177 225L176 223H178ZM197 222H198V224H196ZM179 223H178V225H181ZM194 226L198 227V228L196 227L197 228L196 231H195V229L194 230L192 229V227L195 228ZM168 228L164 229L165 232L164 231H162V232H164V233H166V231L169 232ZM176 228H177V230H176ZM188 229H192L193 232L196 233L195 235L198 236V238L196 236L192 237V235H191L192 234L191 233L192 230L189 232ZM154 230H153V233L156 232V230L155 231ZM181 230H183V232ZM184 230L187 231V232H185ZM200 230L198 231V232H200L199 235H201V233H202V228ZM180 232H181V234H180ZM184 232L188 233V234L191 233L189 238H191L193 240L195 238L196 240H194V241L193 240L190 241V239L188 240V236L189 235H187V237H186V235H184ZM175 234H178L179 236L178 235L175 236ZM183 235L186 238L182 237ZM148 236H151V235L150 234L147 235L146 238L148 240H152V239H149ZM167 236H168V238H167ZM33 238H35V237L32 236L29 239L32 241ZM170 238H172V240H170ZM123 239H125V238L123 237ZM173 239L177 240L176 243H174L175 241ZM186 239H187V241H190V243H192V242H194V243H192L191 245L188 246V242L186 241ZM122 241H124V240H122ZM170 242H172V243H170ZM129 244H131V245H129ZM150 244H151V242H150ZM150 244H149V247H153V244H151L152 246ZM159 244L161 245L160 247H159ZM162 244H167V245H163L162 246ZM168 244L169 245L171 244V245L169 246ZM122 245H123V247H121ZM78 247L81 250L77 249ZM157 248H159V249H157ZM76 249H77V252H78V250L80 251L78 253H80L81 255L80 254L76 255L77 254V252H75ZM252 249H253L252 244H250L249 241H245L244 242V260H245V264H256V257L254 255V252H253ZM81 251H83V252H81ZM157 252H158V255L156 254ZM163 253H161L160 256L162 255V257H163L164 256ZM140 254H142V253H140ZM111 255H114V256H111ZM154 257L152 256V258H154ZM166 257H168V256H166ZM166 257H164V259L163 258H155L157 261H155V259H154V261H155L154 264H157V262H158V264H161V263H159L160 260L162 262H165V264H169L170 261L168 263H166V262L168 260H170V258H168V260H167ZM135 258H136V262H139V261L141 262V259H140V257H138V255L135 256ZM134 260L135 259H133V261ZM134 263H135V261H134ZM135 264H137V263H135ZM138 264H141V263H138Z\"/></svg>", "mask_w": 264, "mask_h": 264}, {"label": "water", "instance_id": "95a60500", "mask_svg": "<svg viewBox=\"0 0 264 264\" xmlns=\"http://www.w3.org/2000/svg\"><path fill=\"white\" fill-rule=\"evenodd\" d=\"M166 9L184 26L188 27V48L191 59L197 69L207 75H215L233 85L244 97L251 109L248 100L254 102L264 112V83L251 71L245 72L240 68L242 61L248 59L250 65L256 47L249 44L247 50L243 46L249 35L256 30H264V10L245 7H231L214 13H204L195 0L191 13L178 0H160ZM242 27L240 34L234 28ZM208 42L213 54V60L208 62L203 57V44ZM230 53H233L232 56ZM235 53L237 55H235ZM232 56V57H231ZM237 57V58H236ZM252 113L254 111L251 109ZM264 126V119L254 114ZM238 238L242 250V263L244 260V242L252 244L256 257V264L260 263L255 242L249 230L241 224H236Z\"/></svg>", "mask_w": 264, "mask_h": 264}, {"label": "built area", "instance_id": "2783aa9c", "mask_svg": "<svg viewBox=\"0 0 264 264\" xmlns=\"http://www.w3.org/2000/svg\"><path fill=\"white\" fill-rule=\"evenodd\" d=\"M0 23H3V21L0 20ZM4 25H6V27L4 28V31L2 32L3 36L0 37L1 39H3L5 37V35H8L9 34L8 31H10L12 29V26L9 25L8 23L7 24L4 23Z\"/></svg>", "mask_w": 264, "mask_h": 264}]
</instances>
